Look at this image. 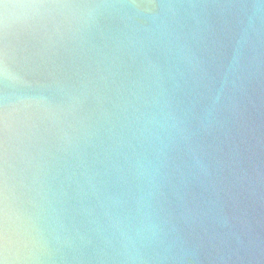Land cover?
Wrapping results in <instances>:
<instances>
[{"label":"water","instance_id":"1","mask_svg":"<svg viewBox=\"0 0 264 264\" xmlns=\"http://www.w3.org/2000/svg\"><path fill=\"white\" fill-rule=\"evenodd\" d=\"M0 264H264V0H0Z\"/></svg>","mask_w":264,"mask_h":264}]
</instances>
